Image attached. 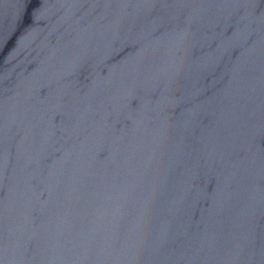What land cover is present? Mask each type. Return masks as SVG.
Segmentation results:
<instances>
[{
  "label": "water",
  "instance_id": "1",
  "mask_svg": "<svg viewBox=\"0 0 264 264\" xmlns=\"http://www.w3.org/2000/svg\"><path fill=\"white\" fill-rule=\"evenodd\" d=\"M0 264H264V0H0Z\"/></svg>",
  "mask_w": 264,
  "mask_h": 264
}]
</instances>
